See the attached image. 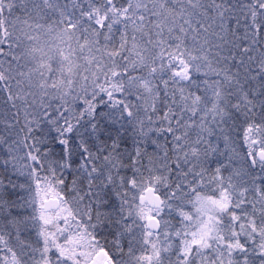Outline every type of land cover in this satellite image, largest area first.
Here are the masks:
<instances>
[{
    "label": "rangeland",
    "instance_id": "obj_1",
    "mask_svg": "<svg viewBox=\"0 0 264 264\" xmlns=\"http://www.w3.org/2000/svg\"><path fill=\"white\" fill-rule=\"evenodd\" d=\"M47 1L52 10L64 2ZM180 19L176 16L173 30H165V39L170 35L175 44L166 46L157 62L139 64L138 56L142 59L146 52L141 48L138 55L134 51L136 42L132 39L129 51L124 52V63L119 66L125 78L129 75V80L135 78L144 85L148 82V79L144 80L145 69L150 66L152 75L161 80L160 88L164 93L168 85L161 76L172 81L173 89L168 93L173 95L160 96L164 102V113L168 114V126L153 129L147 112L151 100L143 96L146 92L142 88L134 86V96L127 98L140 104L135 111L132 112L125 103L114 105L128 121H131L133 113L142 115L139 125L135 121V126H128L129 132L134 134L131 135L135 147L133 155L136 154L137 159L134 160L133 156H130V162V158L122 159L118 170L110 171L108 165L100 167L97 161L101 153L98 146L92 153L84 144L75 149L78 154L75 153L76 175L78 171L89 176L97 177L99 174L107 178L102 186L96 181L93 185L77 184L74 175L72 182L67 183L71 192L68 197L59 194L61 183L55 182L47 191L46 185L40 184L39 192L26 194L25 206L19 204V195L15 197L17 204L13 202L14 205L10 206L4 197L5 184L0 182V264H87L97 251L106 252V243L102 238H96L98 231L93 225L99 221L90 215L93 203L98 204L101 189L112 190L109 196L112 204L108 206L107 213L112 224L109 230L113 229L115 235L112 239L116 238L110 246L113 255L110 257L106 252L112 263L163 264L164 260L168 261L167 264H187L191 253H202L212 243L221 249L223 238L219 233L223 224H220L219 216L229 212L232 196L237 192L240 197L245 196L247 202L249 200V209H246L252 214L259 212L257 219H248L244 229L238 225L240 237L252 239L256 247L264 245V155L261 162L255 159L259 150L264 154V32L256 27L250 36H241L236 41L248 42V46L238 44L234 48L241 49V58L251 65L243 61L244 67L238 64L240 69L234 72L233 65L226 63L225 75L222 74L220 82L212 74L213 67L205 53L188 48L187 40L192 30H188L189 25ZM22 27L16 32L19 41L14 42L20 47L16 50V61L9 66L3 60L1 70L7 71L9 67V74L25 86V95L15 97H19L23 123L27 126L30 124L29 116L37 119L35 111L62 110L71 104L70 100L80 97L84 89L94 94L99 74L96 73L98 56L93 49L95 40L89 32L84 31L85 37L82 36L81 40L79 34L68 39L66 33L56 31H42L44 35L38 37L33 25L29 29ZM202 33L208 37L205 30ZM239 34L244 35V32ZM66 39L68 42L71 39V45ZM253 39L257 40L255 49L250 45ZM21 41L25 44L22 48ZM120 50L123 52V48ZM204 51L207 53V48ZM65 60L66 68L62 71L60 65ZM235 73L238 77L234 79L232 75ZM197 75L204 86L199 98L190 96L191 91L184 88ZM74 94L76 96H67ZM70 114L71 117H66L62 124L72 127L70 119H74L73 112ZM240 116L247 117V121L244 122L245 127L238 128L236 119ZM62 148L69 151L68 147ZM125 152L123 148L122 153ZM149 153H153L152 157L157 160H166L169 156L174 169L169 172L165 161L150 165ZM142 159H145L143 164L140 162ZM8 174L13 181H18L20 173L8 171ZM248 174L252 176L246 178ZM15 184L10 187L15 188ZM146 187L153 188L160 195V208L138 205L137 198ZM16 188H19V182ZM45 194L59 200L57 209L48 212L41 209L42 201L47 198ZM239 204L241 208L242 202ZM99 211L98 205L93 214ZM150 217L158 222L156 233L146 228V220ZM243 230H249V233L245 235ZM234 249L232 245L228 252L234 254Z\"/></svg>",
    "mask_w": 264,
    "mask_h": 264
},
{
    "label": "trees",
    "instance_id": "obj_2",
    "mask_svg": "<svg viewBox=\"0 0 264 264\" xmlns=\"http://www.w3.org/2000/svg\"><path fill=\"white\" fill-rule=\"evenodd\" d=\"M52 8L47 0H0V182L6 185V187L3 185L4 197L10 206L17 204L15 197L17 198L18 195L20 196L19 204L25 206L26 194L39 192L40 184H45L47 191L55 182L61 183L63 186L59 194L68 197L71 192L67 188V183H71V177L76 175L74 172L77 165L75 149H80L81 144L88 147V150H91L90 153L96 152L98 146L101 153L97 161L100 167L108 165L110 171L114 168L117 171V167L122 164V159L126 160L133 156L136 160L138 156L133 155L135 147L131 137L134 134L130 133L128 128L135 126V121H138L139 125L142 115L133 113L131 121H128L114 105L116 103L121 106L125 103L132 112L135 111L140 104L131 100V96H134V86L142 88L146 92L143 96H148L151 100L150 109L146 110L149 123L154 125L153 129L159 130L168 126L166 124L168 114L164 113V102L160 96L173 95L168 93V90L173 89L172 81L164 79V75L161 76L162 81L164 80L168 85L164 93L160 88L161 80L152 75L150 66L145 69L147 72L144 80L148 79L145 85L140 84L135 78L129 80L131 77L129 75H126V79L122 69L119 68L124 63V52L129 51L132 39L136 42L134 51L138 55L141 48L142 50L144 48L146 52V57L143 55L141 59L138 56L139 64H147L154 60L157 62L165 47L175 44L170 35L165 39L167 35L165 30H171L173 20L176 16H180V20L189 25L188 30H192L187 40L188 48L201 54L205 53L213 67L212 74L216 75L215 79L219 78L218 81L221 82L226 63L233 65L234 72L239 71L238 64L244 67L243 61L251 65L248 60L241 58L243 54L241 49L234 48L238 44L246 45L248 42L236 43V41L241 36L245 38L250 36L256 27L264 32V0H64L55 9L52 10ZM21 24L24 26L22 27ZM32 25L38 37L44 35L42 31H56L66 33L68 39L74 34H79L81 40L84 36L83 32H89L90 37L95 40L93 49H96L98 56L96 73L99 76L94 94L82 89L80 97L70 100L71 104L62 110L35 111L37 119L33 120L29 116L30 124L26 126L23 123L19 97H15L25 95L23 93L25 86L17 83L13 75L9 74V67L7 71H2L1 63L4 60L7 65L13 66L17 58L16 50L20 48L14 44L19 41L16 32L20 27L29 29ZM204 30L208 37L202 33ZM241 31L244 35L239 34ZM220 33L225 35L222 36ZM66 41L71 45V39L69 42L67 39ZM24 45L21 41V48ZM250 45L255 49L257 40H251ZM120 48H123V52ZM205 48L207 53L204 51ZM62 51L65 52V50ZM118 53L121 56H118ZM250 53L253 52L250 51ZM58 54L57 52V57L60 58ZM226 55H228L227 61ZM67 59L71 62L70 57ZM64 67L66 68V60L60 65L62 71ZM255 69L257 72V68ZM237 74L232 75L234 79L238 77ZM194 79L197 80L193 81ZM184 88L191 91L190 96L199 98L204 86L197 75ZM76 94L67 96H76ZM72 112L74 119L69 118L72 127L62 124L66 117H71ZM240 117L236 119L238 128L245 127L244 122L247 121V117ZM262 119L264 120V115ZM252 126L254 127V124ZM62 147H68L69 151ZM123 148L126 150L125 153H122ZM152 154L149 153L147 157L150 165L156 162L159 165V162L165 161L169 172L174 169V163L169 156H166V160L159 158L157 160L152 157ZM130 160L131 158L129 162ZM140 162L145 163V159ZM10 164L15 165L10 168ZM142 168L140 170H144L145 166L143 165ZM8 171L20 173L18 181H13ZM87 174L84 175L83 172L78 171L77 184L93 185L96 181L102 186V182L107 180L99 174L97 177ZM31 175L32 178L29 179ZM251 176L252 174H248L246 178ZM18 182L19 188H16ZM13 183H16L15 188L10 187ZM100 191L102 194L98 195V204L93 203L90 215L99 221L97 225L93 223L95 231H98L96 238L100 237L105 241L104 249L111 257L113 253L110 251V246L115 243L116 238L112 239L115 235L113 229L109 230L112 224L109 220L110 214L107 213L108 206L112 204L110 201L112 190L101 189ZM45 195L48 198L49 194ZM232 197L229 212L219 216L220 224H223L219 233L223 238V247L219 249L215 243H212L210 248L202 253L194 251L189 256L187 264H264V245L256 247L252 239H243L242 236L240 237V229L238 231L239 224L244 229L243 225L249 222L248 219L252 218L251 221L257 219L259 212L254 211L252 214L248 210L249 200L247 202L245 196L240 197L238 192ZM239 199H241L240 202H238ZM241 202L243 205L240 208ZM98 205L99 213L93 214V210ZM247 232L249 233V230L242 231L245 235ZM232 245L235 246L234 254L228 252V247ZM162 262L167 264L168 261L162 260Z\"/></svg>",
    "mask_w": 264,
    "mask_h": 264
},
{
    "label": "water",
    "instance_id": "obj_3",
    "mask_svg": "<svg viewBox=\"0 0 264 264\" xmlns=\"http://www.w3.org/2000/svg\"><path fill=\"white\" fill-rule=\"evenodd\" d=\"M263 152L259 150L255 159L258 162L263 160ZM137 203L140 206H147L150 209H158L161 207L162 199L160 195L151 187H146L142 190L141 194L137 198ZM59 205V200L57 198H46L42 201L41 209L44 212L52 211L57 209ZM146 228L153 233L159 230V225L156 219L150 217L146 220ZM87 264H113L110 257L104 250L97 251L91 260Z\"/></svg>",
    "mask_w": 264,
    "mask_h": 264
},
{
    "label": "flooded vegetation",
    "instance_id": "obj_4",
    "mask_svg": "<svg viewBox=\"0 0 264 264\" xmlns=\"http://www.w3.org/2000/svg\"><path fill=\"white\" fill-rule=\"evenodd\" d=\"M113 264H115V263H113Z\"/></svg>",
    "mask_w": 264,
    "mask_h": 264
}]
</instances>
